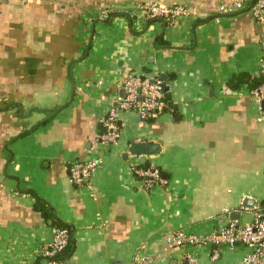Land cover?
<instances>
[{"label":"crops","instance_id":"1","mask_svg":"<svg viewBox=\"0 0 264 264\" xmlns=\"http://www.w3.org/2000/svg\"><path fill=\"white\" fill-rule=\"evenodd\" d=\"M140 1L0 0V264H45L56 222L70 228L67 264H239L247 249L222 244L212 259V245L167 247L164 235L243 225L264 202V121L248 95L264 19L220 12L236 0H154L191 12L164 22ZM131 72L158 76L169 109L118 111L106 148L102 121ZM92 157L90 187L73 184L68 164ZM136 164L166 183L143 188Z\"/></svg>","mask_w":264,"mask_h":264},{"label":"built area","instance_id":"2","mask_svg":"<svg viewBox=\"0 0 264 264\" xmlns=\"http://www.w3.org/2000/svg\"><path fill=\"white\" fill-rule=\"evenodd\" d=\"M19 1L26 2L27 0ZM135 7L141 9L147 19H158L164 22H170L191 13L180 4L170 5L154 0H142ZM112 11L111 6L105 7L103 17ZM242 11L250 12L257 21H261L264 19V0H236L220 10L226 14ZM258 80L254 87L249 89L248 95L258 105L259 120L264 121V109L261 107L264 100V48L260 58ZM122 87L124 95L118 97L108 109L102 121L104 132L97 138V141L106 148L115 145L118 141V111L131 110L140 118L148 119L156 118L169 109V105L164 100V82L158 76H144L131 72L127 75ZM100 163L101 160L98 157L73 161L67 166L68 176L73 184L90 187L91 177ZM132 171L145 189L166 183L159 169L152 165L136 164L132 166ZM251 208L253 218L248 223L236 226L234 221H229L227 225H221L208 234L187 233L182 228H177L164 235L165 244L167 247L195 244L212 245L210 256L212 259H216L220 245L226 244L232 248L238 243L247 248L242 253L239 264H264V202L253 204ZM70 238L69 228L61 226L54 229L49 244L41 251L45 264H67L58 253L65 248ZM152 261L153 258L150 255H137L131 264H151ZM186 262L187 264H197L196 259L191 255L186 256Z\"/></svg>","mask_w":264,"mask_h":264},{"label":"water","instance_id":"3","mask_svg":"<svg viewBox=\"0 0 264 264\" xmlns=\"http://www.w3.org/2000/svg\"><path fill=\"white\" fill-rule=\"evenodd\" d=\"M261 106H262V108H264V100L262 101ZM152 147L154 148L155 145L133 143L130 146V150H132L133 152H142V153L147 152V153H149V152H151ZM242 203H243V205H246V206L249 205L250 206L252 204V200L245 198ZM235 214H237V212H231L230 216L233 217V215H235ZM238 225L239 224H236V226H238ZM184 264H187V262H184Z\"/></svg>","mask_w":264,"mask_h":264},{"label":"trees","instance_id":"4","mask_svg":"<svg viewBox=\"0 0 264 264\" xmlns=\"http://www.w3.org/2000/svg\"><path fill=\"white\" fill-rule=\"evenodd\" d=\"M163 3V2H162ZM259 81V80H258ZM55 228L56 227H61V226H64V227H66V228H69V227H67V226H65V225H63V224H61V223H59V222H56L55 223ZM70 229V228H69ZM70 243H71V238H70V240H69V242H68V244L65 246V248L60 252V253H58V255L63 259V257L65 258L66 257V255H67V253L69 252V247H70Z\"/></svg>","mask_w":264,"mask_h":264}]
</instances>
